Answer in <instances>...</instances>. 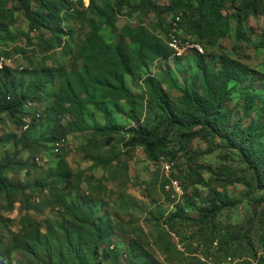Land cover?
I'll return each mask as SVG.
<instances>
[{"label": "rangeland", "instance_id": "obj_1", "mask_svg": "<svg viewBox=\"0 0 264 264\" xmlns=\"http://www.w3.org/2000/svg\"><path fill=\"white\" fill-rule=\"evenodd\" d=\"M148 1L53 0L51 32L34 3L26 14L0 0V103L25 105L0 112V165L20 188L0 189V264H264V177L255 176L264 173V0ZM175 15L180 36L202 52L166 48L126 75L129 99L94 91L89 128L57 114L59 82L46 83L45 69L80 70L90 35L126 37L137 50L129 35L145 29L166 45ZM143 132L168 137L148 153L132 143ZM226 132L245 139V154ZM62 159L73 172L67 183L51 176ZM39 181L45 186L30 189ZM213 201L228 208L204 223ZM66 203L95 225L113 224L95 258L87 239L69 236L77 218Z\"/></svg>", "mask_w": 264, "mask_h": 264}, {"label": "trees", "instance_id": "obj_2", "mask_svg": "<svg viewBox=\"0 0 264 264\" xmlns=\"http://www.w3.org/2000/svg\"><path fill=\"white\" fill-rule=\"evenodd\" d=\"M17 11L24 10L28 14L30 3H34L36 6V13L39 15V20H41L43 26L48 30L57 31L58 27L54 23V4L53 0H12ZM55 1H66V0H55ZM188 0H174L176 5H181L183 2ZM206 1V0H201ZM148 6L155 8L158 7L154 1H148ZM183 17H181L180 27L182 25ZM171 23L167 29L166 40L168 31L170 29ZM131 30V29H130ZM134 34H130L129 37L132 38L134 44L139 45V49L134 50V48L127 42L126 37H124L119 43H107L99 35H90L86 43L83 45L80 51V58L82 59V68L77 71H69L62 67L57 68H47L43 71V79L46 83H50L55 80L59 82V87L56 99V112L60 115H72L74 121L68 123L70 126H79L89 128L87 120H85L84 108L87 105L95 104L93 100V93L96 90H102L106 93L107 98L114 100L129 99L132 95L126 88L125 77L126 75L134 76L138 69L144 66L147 62L154 61L155 59L167 56L166 48L173 51L168 42L162 41L153 36L147 35L145 29L131 30ZM146 59H141V63H136L138 57H146ZM237 68V63H234ZM244 71V69H241ZM230 71V70H229ZM232 75V74H230ZM237 80H243V78H235ZM109 90V91H106ZM24 101L19 100L17 97H10L3 99L0 103L1 110L5 111H17L24 107ZM73 121V122H72ZM171 125L169 121L165 123V126ZM71 132V130L69 131ZM168 132V131H167ZM219 133H222L221 131ZM225 134V138L231 147L235 148L239 153H246L247 144L245 139L232 138V134ZM168 133L163 136L157 134L149 133H138L137 137H134L132 143L134 145L145 146L148 153L154 152L155 148L166 140ZM61 139V138H60ZM64 139V138H62ZM59 140V139H58ZM57 140V141H58ZM56 141V142H57ZM55 143V142H54ZM53 143V145H54ZM62 151V149H61ZM60 151V153H61ZM59 154V153H58ZM41 158L39 156L35 157V161ZM39 160V161H40ZM262 169L256 168L255 176L258 178L264 177V173L261 172ZM5 169L0 165V189L2 190H19V186L9 182L7 178L3 176ZM52 178H57L59 183H67L73 176V172L68 167V164L64 159L60 161L58 166L53 169ZM42 181L31 185L30 189L36 190L39 187H44ZM66 205L71 208L72 214L77 218L76 221L72 222V227L70 230L71 239L83 240L87 239L89 245L94 248L91 258H95L99 253V247L102 244H110L112 242V235L114 233V227L111 222L107 224L95 225V223L84 214L80 208L71 206L68 203ZM228 208L226 205L218 206L216 201L210 204V207L205 210V216L202 221L206 223L210 217H214L215 220L218 219V213L223 211L222 209ZM135 247V244H134ZM59 256L65 259L66 253H60L57 255L56 260L59 261ZM76 264V263H75ZM82 264H88V260Z\"/></svg>", "mask_w": 264, "mask_h": 264}, {"label": "built area", "instance_id": "obj_3", "mask_svg": "<svg viewBox=\"0 0 264 264\" xmlns=\"http://www.w3.org/2000/svg\"><path fill=\"white\" fill-rule=\"evenodd\" d=\"M75 2L81 1L82 3L84 2L85 5H87L85 2L86 0H73ZM89 3L91 0H88ZM180 21H181V16L180 15H175L174 18L172 19L170 29L168 31L167 35V42L169 47L175 52V53H182L186 48L188 47H193L197 48L199 51H203L202 46L199 43L193 42L190 39H185L183 36H180L181 31H180ZM4 64V59L2 58L0 60V69L2 68ZM38 117H40V114H37ZM65 139H60L57 142L54 143L53 149L55 153H60L61 149L64 147ZM39 162V158L36 159ZM166 168L169 170V166H166Z\"/></svg>", "mask_w": 264, "mask_h": 264}]
</instances>
